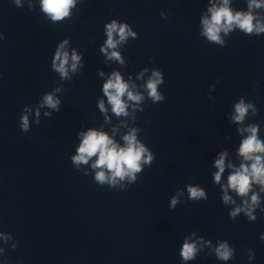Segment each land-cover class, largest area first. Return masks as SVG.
I'll use <instances>...</instances> for the list:
<instances>
[{"label": "clouds", "instance_id": "9594fccd", "mask_svg": "<svg viewBox=\"0 0 264 264\" xmlns=\"http://www.w3.org/2000/svg\"><path fill=\"white\" fill-rule=\"evenodd\" d=\"M17 7H23L22 0H13ZM77 0H40L41 10L53 22H62L65 18L71 19V10L75 8ZM233 0H208L207 13L200 18V36H202L209 44L226 47L228 41L225 39L233 32L239 30L247 36L264 35V0H246V10L236 9L230 6ZM28 8L33 10L35 4L33 0H28ZM161 17L167 19L166 12L160 13ZM107 39L100 48L106 60L118 62L120 65L125 64V60L121 56L118 47L129 42V38L137 39L138 33L133 30L132 26L127 22L112 19L105 24L104 28ZM4 34L0 33V40H3ZM69 44L68 39H64L59 43L52 58L51 68L55 73L59 74L61 81L71 80L72 75L83 67L81 64V56L73 49L71 52L67 50ZM151 72L146 82L141 85L142 90H137V85L129 81L126 82L119 71H112L106 82L103 83L102 91L107 98V103L111 107V112L116 117L132 116L135 120L137 111L143 112L145 107L141 106L145 100L151 101L152 104H158L165 100L164 94L160 91V86L164 83L163 72L158 68L144 67L139 73L137 79H143L145 73ZM100 76L105 73L100 71ZM259 85L257 84V87ZM213 88L215 85L212 86ZM64 91L63 86H58L52 91L42 95L39 104L33 108L26 105L20 116V129L22 132L30 131V115L34 114V123L40 124V109L48 108L52 111L44 112L45 117H51L53 112H59L61 100L56 96L57 92ZM209 99H213L209 96ZM132 113L129 112V107ZM99 109L102 113H107L105 101H99ZM251 117L258 115V109L255 101L245 100L242 96L233 104L232 111L229 114L230 121L237 125V132L243 137L240 142L237 156L240 160L239 166L233 164L232 161L225 163L228 155L227 151L219 153V158L215 160L214 167L217 171L214 173V182L220 185L223 192L222 201L225 205H236L229 212V217L235 220L241 213L249 222H255L257 209L264 214L262 207L261 194H264V140L260 138V123H247ZM108 117L105 115V120ZM113 133L117 131L112 129ZM137 127H131L125 135L122 136L123 146L117 143L108 133L96 129H89L87 132L79 133L81 143L76 149V155L71 157L72 164L77 171H80L81 165H88L89 161L95 157L91 164V170L94 171L93 179L100 186L107 185L112 189L124 191L129 185L137 182V174L141 173L143 166H151L155 160V154L150 151L149 147L137 139ZM246 134V135H245ZM229 169L227 182L222 183V176L225 170ZM83 175H89V171L82 172ZM188 199L191 201H207L208 196L200 186L186 185ZM229 191L236 194L240 198L237 204L228 193ZM184 194L182 190H178L171 197L169 208L175 209L180 202V197ZM196 233L193 232L192 236ZM0 238L4 243L13 240L11 234L0 231ZM264 240V234L260 236ZM18 242H13L11 247L16 249ZM205 247L208 253L214 255L219 261L227 262L234 259L235 249L230 246L227 241L218 240L213 245L211 240H205L199 237L192 240L186 237L180 250V257L183 264L187 261H193L198 254L204 251ZM5 249L0 247V256H2L3 264H8L7 256H4ZM255 258L252 250L247 253V259L251 262Z\"/></svg>", "mask_w": 264, "mask_h": 264}]
</instances>
